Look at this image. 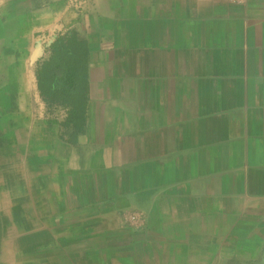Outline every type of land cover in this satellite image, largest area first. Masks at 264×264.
I'll return each mask as SVG.
<instances>
[{
	"label": "crops",
	"instance_id": "1",
	"mask_svg": "<svg viewBox=\"0 0 264 264\" xmlns=\"http://www.w3.org/2000/svg\"><path fill=\"white\" fill-rule=\"evenodd\" d=\"M53 30L89 43L75 137L38 89ZM5 169L29 178L32 264H264V0H0Z\"/></svg>",
	"mask_w": 264,
	"mask_h": 264
},
{
	"label": "rangeland",
	"instance_id": "2",
	"mask_svg": "<svg viewBox=\"0 0 264 264\" xmlns=\"http://www.w3.org/2000/svg\"><path fill=\"white\" fill-rule=\"evenodd\" d=\"M61 34L58 30L38 34L36 47L32 49L38 69L49 58L50 45ZM45 105L54 120L63 119L67 114V109L62 106ZM26 173L17 171L15 174L19 175H15L11 169L0 170V264H32V204L21 203L14 207V202L28 201L32 196L28 191L29 178L24 176ZM60 248L61 242L54 238V253H59ZM55 258L60 264V256ZM230 264L240 263L233 261Z\"/></svg>",
	"mask_w": 264,
	"mask_h": 264
},
{
	"label": "trees",
	"instance_id": "3",
	"mask_svg": "<svg viewBox=\"0 0 264 264\" xmlns=\"http://www.w3.org/2000/svg\"><path fill=\"white\" fill-rule=\"evenodd\" d=\"M89 56L88 41L77 31H70L50 45V56L37 71L42 98L50 107L67 109L62 125L73 129V137L84 131L87 121Z\"/></svg>",
	"mask_w": 264,
	"mask_h": 264
},
{
	"label": "built area",
	"instance_id": "4",
	"mask_svg": "<svg viewBox=\"0 0 264 264\" xmlns=\"http://www.w3.org/2000/svg\"><path fill=\"white\" fill-rule=\"evenodd\" d=\"M238 2H245V0H236ZM145 215L141 211H132L123 216V223L125 226L132 229H140L143 226Z\"/></svg>",
	"mask_w": 264,
	"mask_h": 264
}]
</instances>
